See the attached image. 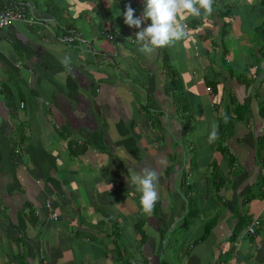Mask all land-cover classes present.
<instances>
[{
	"label": "crops",
	"instance_id": "crops-1",
	"mask_svg": "<svg viewBox=\"0 0 264 264\" xmlns=\"http://www.w3.org/2000/svg\"><path fill=\"white\" fill-rule=\"evenodd\" d=\"M11 1L90 44L24 23L0 35V264H264V0L178 17L189 26L168 46L178 96L162 48L140 53L124 23L142 0L0 9ZM228 114L225 139L209 142ZM145 167L159 175L151 216L126 180Z\"/></svg>",
	"mask_w": 264,
	"mask_h": 264
},
{
	"label": "clouds",
	"instance_id": "clouds-1",
	"mask_svg": "<svg viewBox=\"0 0 264 264\" xmlns=\"http://www.w3.org/2000/svg\"><path fill=\"white\" fill-rule=\"evenodd\" d=\"M143 11L140 16H135V10L127 5L123 12L125 25L135 28V38L132 39L139 47L138 51L151 57L158 49L173 46L187 36V25L180 22L181 14L201 16L212 14L214 0H142ZM150 21V23H148ZM147 26L142 27V25ZM62 66L71 72V58L63 57ZM218 138L216 129L209 135V142ZM163 160L157 161V167ZM128 184L140 193L139 203L144 214L151 216L158 200L159 175L156 168L145 167L133 171L126 177Z\"/></svg>",
	"mask_w": 264,
	"mask_h": 264
},
{
	"label": "built area",
	"instance_id": "built-area-1",
	"mask_svg": "<svg viewBox=\"0 0 264 264\" xmlns=\"http://www.w3.org/2000/svg\"><path fill=\"white\" fill-rule=\"evenodd\" d=\"M28 8L29 7L26 3L13 1L6 3L4 7L0 9V35L2 34L3 30L12 23H24L35 27L42 26L49 31L56 32L58 30V39L63 44L79 47L89 46L90 41L83 37V35L76 29L66 25H58L57 22H53L49 25L45 24L43 21H40L39 19L33 17ZM186 25L188 34L189 26L188 24ZM101 36L111 41L115 39V34L112 32V30H103ZM46 207L49 211V219H57L58 214L54 212L52 205L48 203ZM257 224L258 218L253 219L247 229L248 234L252 236H255L257 234ZM44 264H48V261L44 260Z\"/></svg>",
	"mask_w": 264,
	"mask_h": 264
},
{
	"label": "trees",
	"instance_id": "trees-1",
	"mask_svg": "<svg viewBox=\"0 0 264 264\" xmlns=\"http://www.w3.org/2000/svg\"><path fill=\"white\" fill-rule=\"evenodd\" d=\"M161 51H162V54H163L162 58H163V63H164V67L166 69L167 75L172 80L173 89H174V91L176 93V96H178L179 90H180V86H179L176 70L174 68H172L171 65H170V56H169L168 47L162 48ZM211 85H212V89L217 91L216 90V85L213 84V83H211ZM255 94H256V99L259 100V98H260L259 90L256 91ZM176 100H178L180 102H183V101H185V98H183L182 96H179ZM260 106H261L260 114L264 118V107H263V104H261ZM239 112H241V110H237V113H239ZM229 118H230V116L228 114V116L224 117L221 120V122L219 123L218 137H219L220 141H223L225 139V137H226V129H227V126H228Z\"/></svg>",
	"mask_w": 264,
	"mask_h": 264
}]
</instances>
